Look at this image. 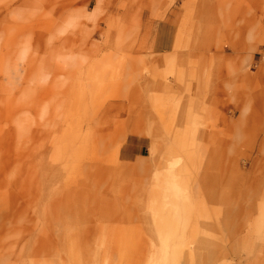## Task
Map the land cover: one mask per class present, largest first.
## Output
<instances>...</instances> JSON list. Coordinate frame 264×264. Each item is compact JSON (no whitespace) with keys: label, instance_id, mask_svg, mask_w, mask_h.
Wrapping results in <instances>:
<instances>
[{"label":"rangeland","instance_id":"rangeland-1","mask_svg":"<svg viewBox=\"0 0 264 264\" xmlns=\"http://www.w3.org/2000/svg\"><path fill=\"white\" fill-rule=\"evenodd\" d=\"M15 3L0 264H264V0Z\"/></svg>","mask_w":264,"mask_h":264},{"label":"crops","instance_id":"crops-1","mask_svg":"<svg viewBox=\"0 0 264 264\" xmlns=\"http://www.w3.org/2000/svg\"><path fill=\"white\" fill-rule=\"evenodd\" d=\"M38 1L39 0H9V1H7L5 4L0 6V27L3 28V27L7 26V25H5L6 23L4 22L3 14L5 13V11H8L10 9L12 3L16 2L15 3L16 5H14V6H20L21 7L24 5V6L28 7L30 4H36ZM99 4L100 3H98V6H97L98 11L100 10ZM35 7H36V5H35ZM4 17H5V14H4ZM25 27H26V24H25ZM170 36H171V34H170ZM170 38H167V36H166V39H168L166 42L168 44V47H166V50L172 49L173 41H172V39L170 40ZM150 47L151 48L153 47L152 49H155L156 45L154 43H152V45ZM135 156L136 155L132 153V147L130 146V144H126L124 147H122V149L120 151V157H122L123 160H125V161L131 160Z\"/></svg>","mask_w":264,"mask_h":264},{"label":"built area","instance_id":"built-area-1","mask_svg":"<svg viewBox=\"0 0 264 264\" xmlns=\"http://www.w3.org/2000/svg\"><path fill=\"white\" fill-rule=\"evenodd\" d=\"M260 59L264 61V46H262L259 50Z\"/></svg>","mask_w":264,"mask_h":264},{"label":"bare ground","instance_id":"bare-ground-1","mask_svg":"<svg viewBox=\"0 0 264 264\" xmlns=\"http://www.w3.org/2000/svg\"><path fill=\"white\" fill-rule=\"evenodd\" d=\"M156 42V41H155ZM166 45V44H165ZM153 48V47H152Z\"/></svg>","mask_w":264,"mask_h":264}]
</instances>
